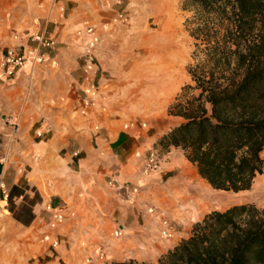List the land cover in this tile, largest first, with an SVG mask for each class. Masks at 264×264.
Instances as JSON below:
<instances>
[{"label":"crops","instance_id":"0c3cea01","mask_svg":"<svg viewBox=\"0 0 264 264\" xmlns=\"http://www.w3.org/2000/svg\"><path fill=\"white\" fill-rule=\"evenodd\" d=\"M71 2L61 1L66 7L74 5ZM66 15L62 13L63 18L68 19L70 15ZM54 21L60 23L50 33L57 45H53L48 54L49 62L24 66L10 77L0 76V115L17 118L16 136L19 139L15 148L11 142L3 147L9 135L0 142V180L7 187V194L12 186L19 188L17 195L11 197L17 204V211L6 207L8 199L0 197L3 204L0 209L4 211L0 210V213L6 228L9 231L17 229V237L21 239L17 244L11 236L0 239V264H52V256L59 249L48 250L47 241L58 240V237L64 242H58L59 245L77 246L76 252H89L99 260L103 257L152 260L154 249L157 256L188 236L192 223L201 219L206 211L188 221L180 231L172 230L171 245L164 239L158 241L152 236L147 237V232L138 241L126 237L123 243L116 245V238H106L102 234V222L106 227L104 220L115 216L114 234L119 231V235L137 227L136 204L146 203V188H140L137 203L130 204L125 198L130 189L125 192L117 184L126 183L129 188L133 184H146L150 175L145 168L149 150L155 147L163 133L179 123L178 116L167 115L168 119L160 114L163 101H168L176 92L173 86L178 75L175 79L169 70L175 65L179 67V61L174 65L169 52L159 57L157 63H161V75L155 81L158 89L154 91L150 79L148 85H143L140 100L134 102L135 82H131L130 72V66L134 67V64L130 63V46L116 43V55L110 61L99 65L85 64L76 57L81 50L80 41L64 23L66 20L56 18ZM29 28L36 31L39 24L31 22ZM152 38L149 43L156 40L152 43L158 46L161 37L160 40L159 35ZM168 41L166 39L165 43ZM25 43L23 39L21 44ZM141 66L146 68L145 63ZM155 93L157 101H161L156 108L152 103ZM146 95L149 96L147 99ZM84 97H89L92 104L85 114H80ZM153 114L162 115V127L156 124L158 121L147 126L145 121H138ZM46 125L50 126V132L37 136L36 132ZM9 127L2 129L5 135ZM15 149L17 154L12 156L11 150ZM177 149L180 148L171 147L164 157ZM181 153L190 163L182 150ZM109 181H115L114 186ZM250 202L264 207V200L259 201L256 197ZM48 204L53 213L59 215L56 231L48 223L52 214L45 209ZM23 211L28 213L27 217ZM101 219L104 220L101 222ZM40 237L45 242L39 243ZM164 246L165 250L162 249Z\"/></svg>","mask_w":264,"mask_h":264},{"label":"trees","instance_id":"16d2710c","mask_svg":"<svg viewBox=\"0 0 264 264\" xmlns=\"http://www.w3.org/2000/svg\"><path fill=\"white\" fill-rule=\"evenodd\" d=\"M182 9L191 12V83L167 107L181 121L155 148H180L214 189L247 190L263 165L264 0H182ZM111 264H264V208L246 201L211 210L155 261Z\"/></svg>","mask_w":264,"mask_h":264},{"label":"rangeland","instance_id":"374dc122","mask_svg":"<svg viewBox=\"0 0 264 264\" xmlns=\"http://www.w3.org/2000/svg\"><path fill=\"white\" fill-rule=\"evenodd\" d=\"M61 1L65 0H0V53L9 47L23 45L21 42L23 39L26 40L29 34L39 32L51 40V46L45 48L47 54L50 55L52 46L57 45V42L50 33L55 30L56 24L60 23L54 20L56 18L65 19L66 21L64 23L68 24L73 30L72 34L80 41L79 46H81V50L76 54V57L85 64L92 63L99 65L110 61L116 55V43L124 47L126 45L130 46V63L134 64V67L130 66V72L132 73L131 82H135L133 98L134 102H138V99L140 100L139 97H141V90L144 88L143 85H148L150 79L153 81L154 91L158 89L155 81L157 76L161 75L159 74L161 73V63H157V61L159 57H163L165 53L168 54L169 52L172 54L171 58L174 61V65L177 60L179 61V67L175 65L174 68L169 70L173 72L175 79L176 75H178L173 86L176 92L168 101H163L164 107L160 108V114L164 115V118L167 117L170 119L168 117L169 115L167 116L168 105L173 101L184 84L191 83L190 76L187 72V65L193 62L191 55L194 49V40L190 36L186 25V18L190 16L191 12L182 9V0H120V2H117L118 0H69L74 5H69L68 7L63 5ZM62 13L63 16L67 13L66 16L70 15V17L68 19L63 18ZM47 17L51 19L47 20ZM34 21H37V24H39L38 30H29L31 22ZM88 27L92 28L91 32H86ZM157 35H159V40L161 37L158 46L156 43H152L156 40L149 43V39ZM146 39L148 40L147 42ZM166 39H169L167 44L165 43ZM62 44H65V42ZM118 50L121 51L122 49L119 47ZM49 60L47 59L45 62H49ZM144 63L146 64L145 69L141 66ZM152 96L153 107H159L161 101H157L156 93ZM148 97L146 95V99ZM156 112L152 111V113ZM162 115L153 114L152 116H147L145 120L138 119V121L140 123L145 121L146 126L147 124L153 125L158 121L156 124H160L162 127L160 120L163 119L161 117ZM0 125V142L2 143L4 138L9 135L11 126L6 122V116L0 117ZM8 126H10L8 134L5 135L2 129L4 127L8 129ZM16 135L17 131L12 141H10V136L6 137L3 147H6L11 142L12 147L15 148V142L19 140ZM16 150H11L12 156L17 154ZM151 151L155 153V162L152 164L153 167L150 168H147L145 163V168L148 169V173L150 174L147 183L143 185L141 183L131 185L130 188L135 187L137 190L133 193L130 191L129 194L126 193L125 195L126 200L130 204H135L138 201L137 195L140 188H146V203L141 202V204H136L138 205L136 213L137 227L134 230L123 231L122 235L116 237L114 234L117 223L115 216L100 220L101 222L104 220L107 225L105 227L102 222L104 232L102 234L106 238H116V241L118 240L116 245L123 243V238L126 237L138 241L139 238L144 237V232L148 233L147 237L152 236V239H158V241L164 239L166 244L171 245L172 242H170V239L172 237H170V234L168 237H162L157 233L161 230V223L157 216L166 217L170 221L171 233L172 230H175V232L180 231L184 225L188 224V221H191L196 215L202 212H209L214 209L223 210L232 204L250 201L252 197L258 198L259 201L264 200V154H261V158L263 159L262 173L256 174L255 180L252 183L253 185L245 191L233 192L217 190L209 186L198 176L195 167L183 159L180 149L172 150L169 155L164 157V151L154 147L149 150L147 158ZM181 169L191 170L189 171L192 174L190 178L200 183L202 185L201 187L205 189V200L207 202H204L207 205L202 208H194L190 211L188 210V206H172L170 204L168 185L171 180L178 178L176 175L179 174ZM10 170L12 172L15 171L14 168H10ZM257 179H260V181ZM4 190L8 192L6 186ZM12 192L16 193L17 191L13 190ZM0 197L2 199L4 198L1 193ZM0 205L3 204L0 203ZM5 206L17 211V204L14 200ZM150 207L154 208L153 212L147 211ZM1 212L3 213L4 211L1 210ZM23 214L27 217L26 215L28 213L26 214L23 211ZM103 216L105 217V215ZM58 217L59 215L57 213H52L51 218L48 220L49 225L51 222L55 223L54 227L50 226L53 231L57 230ZM118 225L120 227L122 226V224ZM10 230L6 228V221L0 213V239L11 236L10 238L15 241V244L19 243L21 239L17 237V229L13 228ZM71 232L73 233L74 231ZM41 237L38 239L39 243L45 242ZM98 237L100 236L98 235ZM57 239L47 241L48 250L55 251L56 249L57 251L59 249V252H55L52 256L54 260L52 264H111L116 260L128 259H110L103 257L99 260L89 252H76L77 246H70L68 248L65 245H59V243L63 244L64 242L59 237ZM101 239H103V235ZM105 240L107 241V239ZM106 241L103 242L106 243ZM53 243L55 244L54 246L52 245ZM63 247L65 248L64 255ZM165 247H162V249L165 250ZM156 254L157 251L154 249L152 252V260H148V262L155 261L161 255L156 256ZM15 264L20 263L16 262Z\"/></svg>","mask_w":264,"mask_h":264},{"label":"built area","instance_id":"2783aa9c","mask_svg":"<svg viewBox=\"0 0 264 264\" xmlns=\"http://www.w3.org/2000/svg\"><path fill=\"white\" fill-rule=\"evenodd\" d=\"M117 2H120L118 0ZM121 16V15H120ZM92 28L88 27L86 29V32H91ZM17 37V36H15ZM51 46V40L44 36L43 33L39 32H33L29 34V36L26 39V43L21 46H14L9 47L5 49L3 52L0 53V76L3 77H10L12 76L18 69L26 66V65H37L41 64L42 62H45L47 59H49V56L47 52L45 51V48H48ZM82 105L79 109L80 114H85L87 108L92 104V101L89 97L82 98ZM6 122L11 126L10 127V141L13 140L14 134L17 131V118L16 117H6ZM51 130L50 126L46 125L43 129L38 130L36 132L37 136H42L46 133H49ZM155 162V153L154 151H151L149 153V157L146 161V167L150 168L153 167L152 164ZM109 184L114 186L115 181H109ZM119 188L123 191H128L131 189V193L135 192L137 188H129L128 184L121 183L117 184ZM5 185L0 180V193L4 198L7 197V192L4 190ZM48 212H52L53 210L51 206L48 204L45 208ZM154 208L150 207L147 209L148 212H153ZM161 223V230L160 235L162 237H168L170 234V221L163 216H157ZM55 223L51 222L50 226L54 227ZM116 235H119V231L115 232ZM55 245L54 243L52 244Z\"/></svg>","mask_w":264,"mask_h":264},{"label":"bare ground","instance_id":"6f19581e","mask_svg":"<svg viewBox=\"0 0 264 264\" xmlns=\"http://www.w3.org/2000/svg\"><path fill=\"white\" fill-rule=\"evenodd\" d=\"M189 171L181 169L178 178L169 182L168 193L170 198L169 202L172 206H188V210L191 211L194 208H202L207 204L204 202L206 201L205 189L201 187L202 185L200 183L190 178L192 174ZM257 180L260 181V179Z\"/></svg>","mask_w":264,"mask_h":264}]
</instances>
